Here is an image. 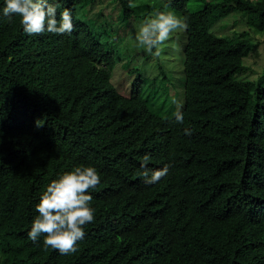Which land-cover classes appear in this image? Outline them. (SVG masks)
<instances>
[{"label":"trees","instance_id":"16d2710c","mask_svg":"<svg viewBox=\"0 0 264 264\" xmlns=\"http://www.w3.org/2000/svg\"><path fill=\"white\" fill-rule=\"evenodd\" d=\"M99 1L49 0L73 31L29 36L0 0V264H264V67L242 79L248 33L212 31L240 13L263 32L264 0L157 1L187 17L179 125L142 100L143 71H128L127 97L112 85L113 48L85 19ZM131 1L115 0L118 29L139 19ZM145 154L149 169L168 166L155 184L140 175ZM78 166L100 176L94 221L61 255L27 233L48 184Z\"/></svg>","mask_w":264,"mask_h":264},{"label":"clouds","instance_id":"9594fccd","mask_svg":"<svg viewBox=\"0 0 264 264\" xmlns=\"http://www.w3.org/2000/svg\"><path fill=\"white\" fill-rule=\"evenodd\" d=\"M4 17L11 20L19 17L25 34L40 35L45 31L54 35L70 34L73 31L72 13L65 9L57 19V6L49 0H4ZM188 28L187 17H179L171 12H158L140 24L135 35L136 46L151 53L169 40L171 34ZM174 123H184L180 109L173 113ZM184 135H191L184 129ZM150 156L142 158L140 175L145 184L159 182L168 173V166L162 170L147 167ZM100 183L97 170L91 166H78L65 172L48 184L36 205V215L31 224L28 238L36 243L43 236L45 250L51 248L61 255L77 251V242L85 236V227L94 221V209L90 207L92 196L87 194Z\"/></svg>","mask_w":264,"mask_h":264},{"label":"rangeland","instance_id":"374dc122","mask_svg":"<svg viewBox=\"0 0 264 264\" xmlns=\"http://www.w3.org/2000/svg\"><path fill=\"white\" fill-rule=\"evenodd\" d=\"M157 1L132 0V7L139 19L133 20L127 28L118 29L116 25L119 20V11L115 0H100L94 8L87 10L85 19L103 33L98 36L99 39L106 40L113 48V56L115 60L117 58L116 63L112 61L113 65L111 64L109 70L104 68L111 73V83L118 93L124 97L130 93L134 76L129 74V70L143 71L142 100L153 114L161 118H169L173 116L178 107L181 109L183 106V54L181 49L184 40L183 31L171 34L169 40L159 48L158 55L156 49L149 53L137 47L135 41L136 32L145 20L141 17L147 19L158 12H171L179 16L168 8L159 11ZM201 4L200 1L191 0L187 7L190 11H195L200 8ZM104 19L110 24L109 26H100ZM212 31L218 36L228 37L248 33L245 41L250 44L251 48L244 58L243 63L247 70L241 78L256 79L264 67V31L257 33L249 28L246 16L240 13L232 14L221 20ZM160 69L163 70L166 78L160 74Z\"/></svg>","mask_w":264,"mask_h":264}]
</instances>
